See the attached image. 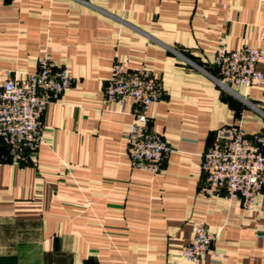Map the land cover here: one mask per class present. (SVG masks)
I'll return each instance as SVG.
<instances>
[{
	"label": "crops",
	"instance_id": "1",
	"mask_svg": "<svg viewBox=\"0 0 264 264\" xmlns=\"http://www.w3.org/2000/svg\"><path fill=\"white\" fill-rule=\"evenodd\" d=\"M222 40L264 53V0H0V92L3 71L34 74L43 56L75 80L35 153L0 142V264H190L199 223L221 257L199 264H264V196L249 210L200 193L217 130L264 132V82L234 95L215 81ZM116 63L161 82L149 128L173 152L160 173L132 166L133 101L106 103Z\"/></svg>",
	"mask_w": 264,
	"mask_h": 264
},
{
	"label": "built area",
	"instance_id": "2",
	"mask_svg": "<svg viewBox=\"0 0 264 264\" xmlns=\"http://www.w3.org/2000/svg\"><path fill=\"white\" fill-rule=\"evenodd\" d=\"M264 53L258 47L246 46L229 50L222 40L214 55L217 70L215 81L226 91L238 95L264 82L258 66ZM0 92V142L8 146L16 160L37 151L43 136V116L48 106L59 101L74 85L67 66H58L50 57L39 60L38 71L17 76L3 71ZM162 86L150 70H131L124 63L112 68L106 89V103L128 100L135 105L134 120L127 136L132 166L151 173H160L173 148L166 139L150 130L148 112L162 98ZM203 196H223L239 201L252 210L264 196V132L249 133L242 125H226L215 132L214 140L204 154L202 163ZM215 236L205 223L197 224L193 237L182 248V257L190 264H199L208 255L220 261L214 248Z\"/></svg>",
	"mask_w": 264,
	"mask_h": 264
}]
</instances>
